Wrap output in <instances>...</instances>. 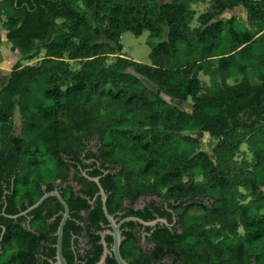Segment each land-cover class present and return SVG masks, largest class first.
Returning a JSON list of instances; mask_svg holds the SVG:
<instances>
[{"label": "trees", "instance_id": "trees-1", "mask_svg": "<svg viewBox=\"0 0 264 264\" xmlns=\"http://www.w3.org/2000/svg\"><path fill=\"white\" fill-rule=\"evenodd\" d=\"M193 1L0 0L12 48L36 59L17 62L0 87V212L5 189L9 202L19 183L42 176L48 159L92 141L118 168L104 176L113 189L188 202L183 229L211 264H248L251 255L264 264V0H212L191 27ZM235 6L247 11L243 29L215 18ZM145 30L160 39L150 63L124 56L122 33ZM235 75L240 80L228 84ZM164 95L190 98L191 110ZM204 132L216 139L214 158L198 148ZM242 143L252 160L235 161ZM5 211L12 213L10 203ZM3 220L0 264H34L30 240L16 256L14 229Z\"/></svg>", "mask_w": 264, "mask_h": 264}, {"label": "flooded vegetation", "instance_id": "flooded-vegetation-1", "mask_svg": "<svg viewBox=\"0 0 264 264\" xmlns=\"http://www.w3.org/2000/svg\"><path fill=\"white\" fill-rule=\"evenodd\" d=\"M101 154L90 141L84 149L60 152L59 160L48 159L42 176L19 183L9 202L5 189L0 214L14 229L16 256L28 238L34 264H60L59 258L63 264H211L205 250L189 245L183 229L188 202L113 189L104 176L118 168ZM9 203L12 213L5 211ZM5 226L0 222L2 233ZM248 264H256L253 255Z\"/></svg>", "mask_w": 264, "mask_h": 264}, {"label": "rangeland", "instance_id": "rangeland-1", "mask_svg": "<svg viewBox=\"0 0 264 264\" xmlns=\"http://www.w3.org/2000/svg\"><path fill=\"white\" fill-rule=\"evenodd\" d=\"M159 1H166V0H159ZM212 4V0H196L190 3V7L194 10L195 15L193 20L191 21V27L198 25L197 17L205 12ZM3 17L0 18V29L3 31L2 21ZM215 18L217 20H221L224 22H228L230 20L233 21V26L237 29H243L244 26L247 24V11L241 6H235L231 10H223L218 13ZM160 39L156 37L150 36L148 30L143 31V33L139 36L134 35L130 31L124 32L121 35L120 42L122 44V53L124 56L129 57L135 61L142 62V63H150L148 54L150 52L151 47L158 42ZM42 55V52L40 53ZM19 55V57H18ZM36 59L32 60H25L20 58V54L17 50L12 48V45L9 46L5 42V38L3 37V32H0V87L6 83L9 72L11 71L12 67L17 63L21 62L22 64L32 63ZM114 61L113 55L108 56L106 59V63H112ZM71 66L73 68H77L79 66L78 61H72ZM249 72L250 69H248ZM8 73V74H7ZM252 73V72H251ZM251 75L253 77L254 75ZM199 77L202 79L203 83H208V77L204 74L200 73ZM240 79L239 75L232 76L227 79L228 84H234ZM142 80L146 83L148 87L151 89H156L154 85H152L147 79L142 77ZM164 98L169 101L170 103L177 106L179 109L184 111L191 110V103L192 100L188 98L186 102L180 101L178 99H173L168 96L164 95ZM13 123V131L14 133H18L20 130V114L16 109L13 114L12 118ZM185 133L195 134L194 131H185ZM216 139L211 137L207 132L203 133V136L199 138L198 148L199 150L205 151L211 158H214L212 147L214 146ZM235 161L239 162L243 159H247L248 161L252 160V154L248 148L246 143H242L239 147V150L236 152L234 156ZM195 179L196 181H200L202 176L200 172L197 170L195 172ZM243 191V189H240ZM249 199V197L242 199L241 202H245ZM242 229L239 227L238 232L241 234ZM3 257L0 258V261Z\"/></svg>", "mask_w": 264, "mask_h": 264}, {"label": "crops", "instance_id": "crops-1", "mask_svg": "<svg viewBox=\"0 0 264 264\" xmlns=\"http://www.w3.org/2000/svg\"><path fill=\"white\" fill-rule=\"evenodd\" d=\"M0 32H3V37L5 38V42L7 43V44H9V46H11V43H10V41L7 39V37H6V30L5 29H3V31H1V29H0ZM157 43V42H156ZM18 57H19V55H18ZM8 74V73H7ZM9 74H10V72H9ZM9 76V75H8ZM240 80V79H239Z\"/></svg>", "mask_w": 264, "mask_h": 264}, {"label": "water", "instance_id": "water-1", "mask_svg": "<svg viewBox=\"0 0 264 264\" xmlns=\"http://www.w3.org/2000/svg\"><path fill=\"white\" fill-rule=\"evenodd\" d=\"M94 180L98 181L97 178H94ZM57 196H58V194H57ZM42 198L35 205H37L42 200ZM109 219H111L110 216H109ZM59 263L63 264V260H61V258H59ZM120 263L122 264V262H120Z\"/></svg>", "mask_w": 264, "mask_h": 264}]
</instances>
